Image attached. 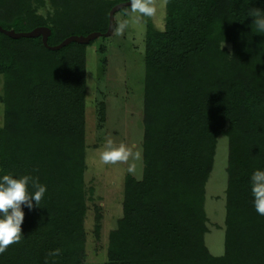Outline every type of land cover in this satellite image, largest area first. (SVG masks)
<instances>
[{"label":"trees","instance_id":"obj_1","mask_svg":"<svg viewBox=\"0 0 264 264\" xmlns=\"http://www.w3.org/2000/svg\"><path fill=\"white\" fill-rule=\"evenodd\" d=\"M121 1L0 0V26H47L54 45L80 33L66 28L70 18L82 19L83 35L104 32L110 7ZM43 7L47 18L37 13ZM251 8L264 10V0H164L163 29L146 24L142 172L124 177L122 216L103 264H264V216L250 185L252 172L264 170V34L256 33ZM69 44L62 70L57 55ZM85 45L50 50L40 36L0 32V177L31 175L47 188L39 207L22 206V239L0 264H83ZM62 99L71 111L59 116ZM218 135L227 137V180L223 251L214 256L202 241V202ZM55 249L60 254L50 256Z\"/></svg>","mask_w":264,"mask_h":264},{"label":"rangeland","instance_id":"obj_2","mask_svg":"<svg viewBox=\"0 0 264 264\" xmlns=\"http://www.w3.org/2000/svg\"><path fill=\"white\" fill-rule=\"evenodd\" d=\"M82 4L87 6L90 3ZM46 8H40L37 13L47 18L50 7ZM92 16L89 18L92 19ZM164 16V0H156V12L151 17L133 13L131 9L124 12L118 10L113 15L114 25L111 34L96 37L84 46L85 91L82 102L83 170L81 174V183L85 191V212L81 224L84 232L83 264H103L106 260L109 231L116 228L117 220L122 216V184L125 175L129 174L128 166L133 163L136 165L135 174L129 175L136 179L141 176L142 159L99 166L97 150L106 139L110 138L116 144L124 143L133 151L142 152L144 33L149 22L154 28L163 29ZM125 20L128 21V26L122 34L117 35L115 29ZM81 22V18L77 20L70 18L66 21V28L74 27L79 30H76V33L80 32L76 35H83L87 27L80 28ZM74 45L69 44L59 56L57 55L58 67L62 70L63 62L73 51ZM31 50L34 51L33 48ZM32 60L35 58L33 57ZM64 88L66 89V86ZM1 93L0 75V97ZM66 103L62 99L61 104L59 103L54 109V113L59 116L62 111H65V115L70 113V107L65 109L63 105ZM75 105L76 102L74 105L70 104L72 107L77 106ZM74 111L72 110L74 116H77ZM226 162L227 137L218 135L211 168L204 183L202 202L205 216L202 241L208 252L214 256L220 255L223 251Z\"/></svg>","mask_w":264,"mask_h":264},{"label":"clouds","instance_id":"obj_3","mask_svg":"<svg viewBox=\"0 0 264 264\" xmlns=\"http://www.w3.org/2000/svg\"><path fill=\"white\" fill-rule=\"evenodd\" d=\"M130 7L133 13H140L143 16H153L156 12V0H130ZM249 16L253 18L256 33L264 34V10L251 8ZM128 26V21H122L115 29L116 34H122ZM6 106L0 103V128L5 126L3 116ZM98 165L104 166L128 162L130 159L139 161L142 153L124 143L116 144L112 139H106L105 143L97 150ZM129 174H135L136 165L130 164L127 168ZM31 185L32 191H29ZM251 194L255 211L264 216V170L256 169L250 176ZM47 191L46 185L40 183L38 177L23 175L14 178L11 174L0 177V254L6 252L8 247L20 243L22 239V223L24 212L22 206L30 210L39 207ZM35 202V205L34 203ZM60 249L49 253L50 256L60 254Z\"/></svg>","mask_w":264,"mask_h":264},{"label":"water","instance_id":"obj_4","mask_svg":"<svg viewBox=\"0 0 264 264\" xmlns=\"http://www.w3.org/2000/svg\"><path fill=\"white\" fill-rule=\"evenodd\" d=\"M128 5H130V0L115 3L114 5L110 7L108 14H107V27L104 32L90 31L86 33L85 35L71 34V35L64 37L62 40H60L58 43L54 45H49L47 43V37L50 33V29L49 27L44 26V25L35 26L28 31H14L13 29H5L0 26V32H2L3 34L11 38L40 36L42 45L50 50L59 49L60 47L67 45L70 42L85 44L95 39L96 37L110 35L113 29V25H114V22H113L114 13L118 11L121 7L128 6Z\"/></svg>","mask_w":264,"mask_h":264}]
</instances>
